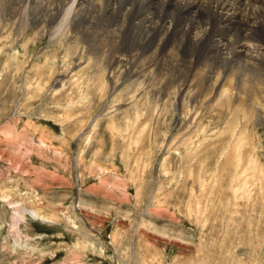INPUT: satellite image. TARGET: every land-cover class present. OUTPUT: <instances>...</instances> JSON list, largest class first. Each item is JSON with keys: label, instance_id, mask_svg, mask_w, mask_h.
Segmentation results:
<instances>
[{"label": "rangeland", "instance_id": "374dc122", "mask_svg": "<svg viewBox=\"0 0 264 264\" xmlns=\"http://www.w3.org/2000/svg\"><path fill=\"white\" fill-rule=\"evenodd\" d=\"M36 39L0 30V264H264V123Z\"/></svg>", "mask_w": 264, "mask_h": 264}, {"label": "bare ground", "instance_id": "6f19581e", "mask_svg": "<svg viewBox=\"0 0 264 264\" xmlns=\"http://www.w3.org/2000/svg\"><path fill=\"white\" fill-rule=\"evenodd\" d=\"M8 27L63 47L56 61L105 62L131 82L174 66L206 83L180 82V98L193 89L230 122L264 123V0H0V30Z\"/></svg>", "mask_w": 264, "mask_h": 264}]
</instances>
